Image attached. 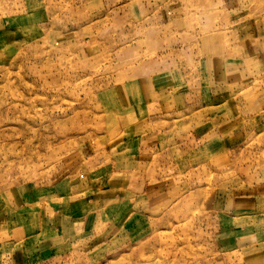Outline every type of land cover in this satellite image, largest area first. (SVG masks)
<instances>
[{"label": "rangeland", "instance_id": "rangeland-1", "mask_svg": "<svg viewBox=\"0 0 264 264\" xmlns=\"http://www.w3.org/2000/svg\"><path fill=\"white\" fill-rule=\"evenodd\" d=\"M0 264H264V0H0Z\"/></svg>", "mask_w": 264, "mask_h": 264}]
</instances>
